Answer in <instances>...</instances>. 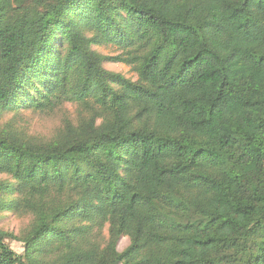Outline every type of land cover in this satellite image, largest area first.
Segmentation results:
<instances>
[{
    "label": "trees",
    "instance_id": "obj_1",
    "mask_svg": "<svg viewBox=\"0 0 264 264\" xmlns=\"http://www.w3.org/2000/svg\"><path fill=\"white\" fill-rule=\"evenodd\" d=\"M3 212L0 264H264V0H0Z\"/></svg>",
    "mask_w": 264,
    "mask_h": 264
},
{
    "label": "rangeland",
    "instance_id": "obj_2",
    "mask_svg": "<svg viewBox=\"0 0 264 264\" xmlns=\"http://www.w3.org/2000/svg\"><path fill=\"white\" fill-rule=\"evenodd\" d=\"M55 48H58L55 47ZM93 48L98 50L101 54L110 57L119 54L120 50L116 46L112 45H93ZM104 67L112 72L121 73L128 78L136 79V74L130 69L128 65L122 62L106 60ZM63 110H65L63 112ZM61 112L54 113L51 115L40 114L32 107H20L18 110H9L3 114V121L10 122L16 129L24 130L32 135L38 136H52L56 133L62 124V117L69 115L73 117L76 113L75 107L67 105L66 109ZM30 222V217L18 218L11 212L1 213L0 218V229L20 234L21 230L24 229ZM130 243L128 237H123L118 243L120 251L124 250ZM11 246L17 252L21 253L24 250L22 243L18 241H10Z\"/></svg>",
    "mask_w": 264,
    "mask_h": 264
}]
</instances>
